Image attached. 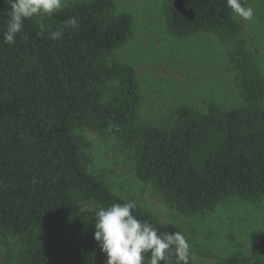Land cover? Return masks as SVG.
<instances>
[{
	"label": "trees",
	"instance_id": "obj_1",
	"mask_svg": "<svg viewBox=\"0 0 264 264\" xmlns=\"http://www.w3.org/2000/svg\"><path fill=\"white\" fill-rule=\"evenodd\" d=\"M10 10L0 0V231L23 241L17 264H105L95 212L127 201L88 171L78 128L116 135L135 154L137 178L185 214L230 197L264 198V78L241 47L234 61L244 106L180 107L173 127H154L139 123L136 71L112 59L133 32L132 17L113 0L61 9L44 18L43 35L37 17L26 19L12 45L3 41ZM164 16L178 37L240 33L226 0H168ZM70 17L78 28L64 27ZM62 28L60 39L50 38ZM133 214L161 233L181 232L138 208Z\"/></svg>",
	"mask_w": 264,
	"mask_h": 264
},
{
	"label": "rangeland",
	"instance_id": "obj_2",
	"mask_svg": "<svg viewBox=\"0 0 264 264\" xmlns=\"http://www.w3.org/2000/svg\"><path fill=\"white\" fill-rule=\"evenodd\" d=\"M89 1L65 0L62 9ZM113 1L118 12L133 19L132 36L112 59L136 71L142 97L140 124L173 127L180 107L206 113L211 105L219 109L244 106L234 61L239 47L264 78V0L247 2L245 6L254 10L250 19L235 17L240 33L234 38L210 32L173 35L164 16L168 0ZM75 134L88 171L118 197L134 202L159 222L178 227L195 264H220L235 255L249 264H264V198L230 197L212 210L185 214L155 186L137 178L135 154L116 135L87 128H78ZM23 250L21 239L0 231V264H17Z\"/></svg>",
	"mask_w": 264,
	"mask_h": 264
},
{
	"label": "clouds",
	"instance_id": "obj_3",
	"mask_svg": "<svg viewBox=\"0 0 264 264\" xmlns=\"http://www.w3.org/2000/svg\"><path fill=\"white\" fill-rule=\"evenodd\" d=\"M10 11L3 41L8 45L16 42L24 21L38 17L40 35L46 26L45 17L60 11L65 0H8ZM227 7L235 17L250 19L254 10L242 4L241 0H226ZM76 17L64 22V27L78 28ZM63 28L50 33V38L58 40L63 36ZM132 201L114 203L109 207H99L95 212L94 239L105 255V264H169L175 255V264H189V244L182 232H159L151 223L138 219L133 211Z\"/></svg>",
	"mask_w": 264,
	"mask_h": 264
}]
</instances>
